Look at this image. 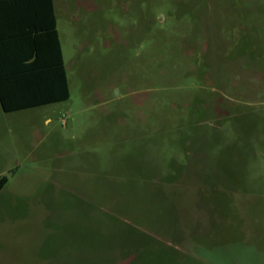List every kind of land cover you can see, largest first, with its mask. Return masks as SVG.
Segmentation results:
<instances>
[{
    "label": "rangeland",
    "instance_id": "obj_1",
    "mask_svg": "<svg viewBox=\"0 0 264 264\" xmlns=\"http://www.w3.org/2000/svg\"><path fill=\"white\" fill-rule=\"evenodd\" d=\"M68 97L0 106V264H264V0H53Z\"/></svg>",
    "mask_w": 264,
    "mask_h": 264
},
{
    "label": "trees",
    "instance_id": "obj_2",
    "mask_svg": "<svg viewBox=\"0 0 264 264\" xmlns=\"http://www.w3.org/2000/svg\"><path fill=\"white\" fill-rule=\"evenodd\" d=\"M0 7L1 109L10 112L66 99L53 0H0ZM41 36L47 38V57ZM7 180L0 175V190Z\"/></svg>",
    "mask_w": 264,
    "mask_h": 264
},
{
    "label": "crops",
    "instance_id": "obj_3",
    "mask_svg": "<svg viewBox=\"0 0 264 264\" xmlns=\"http://www.w3.org/2000/svg\"><path fill=\"white\" fill-rule=\"evenodd\" d=\"M4 8H2V7H0V11H2ZM54 11V13H55V9L53 10ZM1 17H2V15H0ZM17 15H14V20L15 21H17V17H16ZM1 17H0V19H1ZM31 38V37H30ZM41 41H42V44H41V47H43L44 46V48H45V52H46V57H47V55H48V45H47V38H45L44 36H41ZM12 45V50L13 51H17V46L15 47L14 46V44H11ZM21 45V44H20ZM19 47V46H18ZM21 47V46H20Z\"/></svg>",
    "mask_w": 264,
    "mask_h": 264
}]
</instances>
